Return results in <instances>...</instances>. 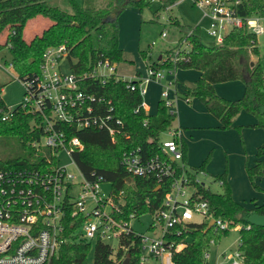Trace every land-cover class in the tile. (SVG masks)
I'll return each instance as SVG.
<instances>
[{"label": "trees", "instance_id": "trees-1", "mask_svg": "<svg viewBox=\"0 0 264 264\" xmlns=\"http://www.w3.org/2000/svg\"><path fill=\"white\" fill-rule=\"evenodd\" d=\"M73 11L61 10L46 0H0V50L7 48L11 54L10 65L17 80L35 78L43 51L50 46L65 44L68 50L67 62L71 70L80 78V88L94 96L92 105L95 112L110 116V125L115 129L114 138L105 129L90 127L74 129L82 143L81 150L72 156L78 168L87 176L92 172L100 175L104 182L110 183V192L114 202L121 198L122 218L130 214L141 216L152 213L161 207L164 194L175 177L183 173L196 186L194 197L206 200L210 211L216 217L228 222L225 230L215 229L207 224L189 222L180 227V233L169 235L173 244L185 243L176 251L173 259L177 264H204V252L210 243H216L229 228L239 224L238 250L244 264H264V227L247 223L245 217L255 212L264 214V201L246 206L233 199L225 173L212 175L221 181V192H214L202 182L195 181L199 172H205L208 157L197 167L187 168L185 144L181 141V165L168 157L176 168L175 175L157 182L153 177L134 176L121 163L123 152L139 151L143 157L159 155L165 157L159 138L175 119V113L169 111L162 99L157 103L156 112L149 114L142 104L143 99L137 88V80H128L112 74L102 80L92 76L96 64L100 61L120 63L124 61L122 49L118 44L119 13L128 5L142 10L149 7L153 0H106L105 5L97 7L94 0H69ZM173 4V0H162L161 7ZM264 0H242L238 12L249 16L254 13L264 14ZM43 16L51 22L39 34L30 40L24 38V28L29 19ZM174 18V25L182 32L179 46L186 47L179 51L175 61L172 51L155 60L149 66L166 69H196L201 72L193 87H184L176 91L181 98L199 99L208 111L220 122L221 129L232 126L235 117L246 111L257 118L255 126L264 129V114L259 108L264 106V72L259 59L256 37L244 29H233L221 44L206 45L201 41L199 26H186ZM145 58L147 55L141 51ZM255 56L256 59H252ZM252 62V65L250 64ZM243 80V95L237 99L219 96L214 84ZM128 84H135L131 90ZM5 107L1 98L0 86V170L35 165L42 158L32 142L42 134L40 127L33 123L40 121L37 113L24 112L17 107L12 116L2 120ZM119 120V123H116ZM257 158L246 167L250 182L255 188L254 178L263 174L264 142L258 147ZM159 185V188H156ZM264 193V186L259 188ZM68 222L59 249L57 264H89L88 253L93 249L91 264H144L140 261L139 240L132 234L121 238V246L114 252L109 243H94L71 236L72 228ZM230 264V263H227Z\"/></svg>", "mask_w": 264, "mask_h": 264}, {"label": "built area", "instance_id": "built-area-1", "mask_svg": "<svg viewBox=\"0 0 264 264\" xmlns=\"http://www.w3.org/2000/svg\"><path fill=\"white\" fill-rule=\"evenodd\" d=\"M189 1L208 20L206 32L215 44H221L233 29H244L256 39L264 37V14H239L242 0ZM168 7L170 5L165 8ZM161 35L165 36L166 32ZM183 44L173 52V61L186 47ZM67 55L65 44L47 47L35 78L20 80L24 88L22 101L15 106H6L2 115V120L8 119L17 107L24 112L37 113L40 121H34L33 126L40 127L43 132L32 142L42 154L35 165L0 170V264H57L68 222L72 228L71 236L76 240L92 243L99 240L110 245L115 240L117 249L121 246V238L132 234L139 240L140 261L144 264H177L173 255L185 243L174 245L168 237L179 234V228L189 222L207 225L211 222L215 229H227L228 222L212 214L208 201L194 197L196 186L184 173L173 178L161 207L149 213L151 220L147 232L138 231L131 225V221L139 216L130 214L127 219L120 216L123 200L114 202L110 190L103 196L100 190L104 182L102 176L92 172L91 177H87L72 156L74 151L83 148L80 137L72 132L74 129H105L112 139L115 129L109 123L108 114L95 112L94 96L80 88V78L70 66L68 73L64 71ZM165 71L175 70L147 66L144 76L132 79L138 81L137 88L142 97L147 83L163 79ZM112 74H115L114 63L100 61L91 75L104 80ZM172 84L169 82L160 96L169 111L175 113L173 103L180 97L176 91L173 98L169 96ZM127 87L134 90L136 85L128 84ZM184 100L188 101V98ZM164 133L168 136L161 142L165 157H143L138 150L123 152L121 163L130 174L151 176L157 182L175 175L176 168L167 158L183 165L179 129L171 123ZM62 155L69 158V165L75 172L61 163ZM194 179L200 182L198 174ZM117 249L112 247L114 252ZM228 263L244 264L238 248Z\"/></svg>", "mask_w": 264, "mask_h": 264}, {"label": "rangeland", "instance_id": "rangeland-1", "mask_svg": "<svg viewBox=\"0 0 264 264\" xmlns=\"http://www.w3.org/2000/svg\"><path fill=\"white\" fill-rule=\"evenodd\" d=\"M48 4L57 6L61 10L71 13L73 11L72 5L69 0H46ZM81 3L82 0H76ZM106 0H94V4L97 7L105 5ZM177 21L186 26H199L201 41L206 45H215V41L207 34L208 20L203 17L199 8L191 4L189 0H173V4L170 7H161L160 0H153L149 7H144L142 10L139 8L128 5L119 13L117 17L118 22V42L122 48L123 63L119 66V70L123 72H130L134 67H139L145 70L147 64L167 55L168 51L173 52L179 47V39L182 36V32L178 26L174 25V18ZM50 20L43 16H36L29 19L24 28V38L30 40L35 34H39L43 28L50 24ZM165 31L166 35L162 36L161 33ZM152 42H155L152 45ZM186 45V43L184 42ZM183 44V45H184ZM260 64L264 72V40L260 38ZM141 51L145 52L147 56L142 57ZM252 56V59H255ZM11 54L7 48L0 50V86L1 98L6 106H15L19 104L23 99L24 88L22 82L17 80L16 73L10 65L5 62H10ZM63 69L66 73L70 68L67 62L64 63ZM190 69H179L175 71H165V76L161 80L151 81L147 86V91L143 96V100L146 102L147 98L153 96L154 93L161 92V88L166 87L169 82L174 84H180L184 81L187 84H192ZM191 79V80H190ZM174 84L169 86V89H174ZM162 85V86H161ZM160 88V91H158ZM171 98L174 94L171 93ZM161 99V96L159 97ZM237 99V98H236ZM184 100V99H183ZM151 113L154 111L151 108ZM155 113V112H154ZM153 113V114H154ZM168 139L165 133L160 135V142ZM61 163L67 165L69 170L75 172L72 165H69V158L67 156H61ZM200 182L204 183L214 192H221L222 187L218 181L214 180L210 174H198ZM263 181H261L262 183ZM260 181L256 183L259 188L263 187ZM255 184V183H254ZM255 188L252 184V190L256 194L248 198L246 206H252L254 203L250 202L252 199L263 202V192L261 189ZM100 190L103 196H106L110 190V183L103 182L100 185ZM189 192V191H188ZM257 203V202H256ZM260 204V203H257ZM151 220V214L147 213L139 216L138 219H133L131 225L134 229L147 232V224ZM240 225L236 224L229 228L225 235H222L218 242L210 243L207 250L208 257L205 259L204 264H227L231 260V255L237 250L239 244V229ZM111 245L114 249H117V241H112ZM93 249L88 253V262L92 263Z\"/></svg>", "mask_w": 264, "mask_h": 264}, {"label": "crops", "instance_id": "crops-1", "mask_svg": "<svg viewBox=\"0 0 264 264\" xmlns=\"http://www.w3.org/2000/svg\"><path fill=\"white\" fill-rule=\"evenodd\" d=\"M260 38L264 40V37L257 38L259 55ZM119 47L121 48L120 44ZM159 56L157 60H159ZM121 63L123 61L114 64L115 75L128 80L144 76L146 68L149 66L147 64L145 70L134 67L132 71L125 73L119 70ZM188 71L192 72V80L190 79L192 84H187L184 81L180 84L173 83L174 89L169 90V96L171 93L174 94L175 91L182 92L186 86H194L201 72L193 68H190ZM149 83L146 85L144 95L146 93L149 94L147 91ZM244 87L245 83L240 79L214 84L215 92L219 96L227 99L241 97L244 92ZM158 91H160V88ZM159 97L160 92H157L150 99L147 98L146 102L143 100V106L147 113L153 114L156 112L157 103L160 100ZM151 108L154 110L152 113ZM173 108L175 119L172 121V125L179 129L180 139L185 144V166L187 168L197 167L208 157L204 166L205 172H199L198 174L207 173L216 175L225 173L233 199L247 205L246 201H248V198L252 197L256 192L252 190V183L248 178L246 167L251 166L257 158H263L257 157L258 147L264 142V129L255 126L257 118L253 114L243 110L235 117L230 128L221 129L219 120L195 97H191L189 101H185L181 97L177 98L173 103ZM258 181L260 183L263 181L262 183H264V168L263 174L254 178L255 185ZM262 196L264 201V194ZM254 202L262 203L258 200H254Z\"/></svg>", "mask_w": 264, "mask_h": 264}, {"label": "water", "instance_id": "water-1", "mask_svg": "<svg viewBox=\"0 0 264 264\" xmlns=\"http://www.w3.org/2000/svg\"><path fill=\"white\" fill-rule=\"evenodd\" d=\"M160 59V56H159ZM252 65V62L250 63ZM259 112L261 114H264V106H261L259 108ZM159 188V185L156 187ZM247 223L257 226L264 227V214H258L255 212L250 213L248 216L245 217ZM208 228L211 226V222L208 223ZM128 262V255L123 259V264H126Z\"/></svg>", "mask_w": 264, "mask_h": 264}]
</instances>
